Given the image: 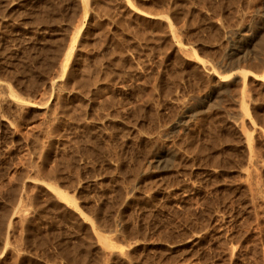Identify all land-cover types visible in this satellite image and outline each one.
Instances as JSON below:
<instances>
[{
    "label": "rangeland",
    "instance_id": "rangeland-1",
    "mask_svg": "<svg viewBox=\"0 0 264 264\" xmlns=\"http://www.w3.org/2000/svg\"><path fill=\"white\" fill-rule=\"evenodd\" d=\"M0 81V264H264V0H0Z\"/></svg>",
    "mask_w": 264,
    "mask_h": 264
},
{
    "label": "bare ground",
    "instance_id": "bare-ground-1",
    "mask_svg": "<svg viewBox=\"0 0 264 264\" xmlns=\"http://www.w3.org/2000/svg\"><path fill=\"white\" fill-rule=\"evenodd\" d=\"M86 1L89 4V0H86ZM170 26H172V24ZM174 37H178L176 32H174ZM77 41H78V36L76 38H74L72 46L70 48V51H69V53L67 55V61H66V65H65L64 70H63V75L66 73L68 65H69L70 60H71V57L75 53V47H76ZM180 44L183 45L181 41H180ZM182 50L187 52L188 49L182 47ZM241 52H243V50H239L238 51V53H241ZM242 72L244 74V78L246 79L248 71L242 70L241 73ZM53 86H54V89L58 87V85L55 84V83H53ZM4 87H5L4 83L0 81V101H2L4 99V92H3L4 91ZM57 90H56L57 92H56L55 98H56L57 102H61L63 96H62V93L60 92L61 90L59 89V87L57 88ZM10 94L12 96L16 97L12 92ZM209 101H210V97L209 98L208 97L205 98L201 103H199L197 105V109H201V108L205 107L209 103ZM20 103H21L20 104L21 108H23L26 105L30 104V101H28L26 99H22V101ZM54 191H55L57 197L59 198L58 201L65 202L67 207H74L75 210H79V211L81 210L76 197L73 194H71L70 191H65L63 189V187L61 186L60 180L58 182L56 181V186L54 187ZM74 193H76V191H74ZM80 212L82 213L83 211H80ZM100 219H102V218L99 217V221H100ZM10 223H12V220H11ZM92 227H93L94 230H96V227H95L94 224H93ZM2 233H3V223L0 221V237L2 236ZM97 234H98L99 237L103 236L99 231L97 232ZM9 237L10 236H9V232H8L7 239H6V243L7 244H9Z\"/></svg>",
    "mask_w": 264,
    "mask_h": 264
}]
</instances>
